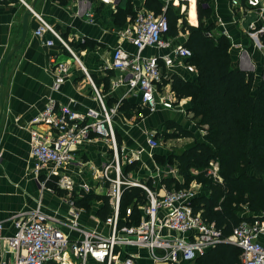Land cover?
Here are the masks:
<instances>
[{"label": "crops", "instance_id": "crops-1", "mask_svg": "<svg viewBox=\"0 0 264 264\" xmlns=\"http://www.w3.org/2000/svg\"><path fill=\"white\" fill-rule=\"evenodd\" d=\"M87 1L89 2L88 15L77 13L79 0H37L33 8L73 48L87 74L72 61L68 51L56 40L53 47H47L44 44V40L54 39V37L51 33H46L44 38L35 34L40 23L33 14L21 49L5 66L3 82L5 101L0 119V221H4L5 236H11L15 231L12 219L15 214L21 211L32 212L40 206L41 211L48 216L49 223L57 225L59 221L68 220L71 207L68 199L74 200V195L82 197L88 194L75 191L70 195L53 183L47 185L53 191L42 189L39 180L32 172L34 161L31 155V129L35 126L31 124V121L45 109L51 99L58 104L69 105L75 111L85 112L89 108L98 107L95 91L97 89L107 108L115 109L112 121L120 154L126 156L127 161L128 157L133 159L131 163L126 162L121 165L122 171L125 172L126 167L135 165L134 170H127L128 179L145 184L151 182L150 187L161 193L164 190H170L164 182L167 178H174L184 183L183 176L165 173L160 167L162 160L166 161L174 156L173 153L164 149L168 142L184 144L182 148L184 151L196 141H201L206 132V127L197 126L193 113L189 111L190 98H177V104H180L183 111L175 108L152 112L143 105L137 92L128 91L127 75L114 70L111 66L112 53L116 47L121 46L127 51L135 52L133 45L122 35V32L131 26L133 15L130 13L125 16V19L121 18L118 15L119 9L128 8L134 14L142 10L154 12L148 8L147 0H111L108 3L102 0ZM158 1L162 3V12L164 8L167 11V8L171 6L177 13L185 15L190 25H199L197 0ZM26 2L31 5L34 0H26ZM210 6L211 21L216 23L213 34L224 35L231 41L234 68H240L238 58L241 51L245 49L251 54L256 65V72L259 74V69H264V55L255 49L248 37L247 29L250 24L264 25V0H261V4L254 8L248 6L247 0H241L240 5H233V0H211ZM27 10L22 0H0V74L8 54L21 40L22 18ZM192 11L194 17H191ZM184 12H188V19ZM188 37L189 33L182 29L177 36H167L171 40V48L186 45ZM169 51V49H146L144 55L161 58ZM51 54L58 55L59 60L68 63L70 67L66 81L58 90L53 88L55 75L49 64ZM160 62L165 75L164 84L169 85L170 88L171 85L165 81H168L173 74L181 77L191 74L184 67L185 60L177 61L172 68L166 67L162 59ZM124 105L135 108H131L127 113L121 109ZM173 123L177 127H172ZM37 128L44 134L48 133L45 127ZM150 132L154 135L149 134ZM177 133L181 136H173ZM160 135L167 136L162 143L156 140ZM151 137L158 142L156 148H151L148 143ZM118 139L121 142H118ZM164 144L165 147H163ZM112 156L110 141L93 136L92 139L75 147L73 162L62 170L76 184L87 182L92 185L90 193L108 197L111 211L106 218L112 213L108 188L106 185L99 184L93 173L97 175ZM43 178L41 177L42 180ZM219 182L222 181L219 180ZM193 183L203 188L195 180ZM204 190L203 193L208 194V190L205 188ZM199 195L196 192V197ZM96 204L100 205L93 212L83 210L81 206L75 204L80 209L78 222L83 228L107 232L106 218L103 219L99 215L104 201L96 200ZM240 215L252 216L246 210V205L243 206ZM262 215L263 213L254 214L256 217ZM261 219L264 220V217ZM62 229L69 231L64 225ZM78 236L77 232L71 233L72 238ZM131 251L137 252L135 249ZM137 254L140 255L141 264H153L144 250H139ZM199 258L195 261L197 264H199ZM17 260L18 253L0 240V264H16ZM63 264H78V261L67 257Z\"/></svg>", "mask_w": 264, "mask_h": 264}, {"label": "built area", "instance_id": "built-area-1", "mask_svg": "<svg viewBox=\"0 0 264 264\" xmlns=\"http://www.w3.org/2000/svg\"><path fill=\"white\" fill-rule=\"evenodd\" d=\"M22 1L40 23L35 34L44 38L46 33H51L54 39L44 40V44L53 47L56 40L68 51L72 61L87 74L65 39L26 0ZM102 1L108 3L111 0ZM240 4L241 0H233V5ZM247 4L253 8L258 7L261 0H247ZM88 5L87 0H79L77 13L88 15ZM168 32L166 8L158 15L149 10L139 11L131 26L122 32L135 52L119 46L112 53V68L127 75L128 91L137 92L143 105L152 112L175 108L183 111L180 104H177L174 91L164 84L165 75L160 59L168 68L174 67L177 61L185 60L186 70L189 73L196 71L194 65L187 62L193 56L191 49L185 45L171 48V40L166 37ZM247 34L255 49L264 55V43L261 40L264 25L250 24ZM146 49L170 51L159 58L145 56ZM49 64L55 75L53 88L58 90L66 81L70 67L68 63L60 61L56 54L50 55ZM238 64L242 70L256 71L248 50L241 51ZM95 91L98 102L96 108L78 112L69 105H61L51 99L45 109L31 121L35 126L31 129V155L34 161L32 172L42 189L52 190L47 185L53 183L70 195L75 191L90 193L92 185L87 182L76 184L62 170L73 162L77 145L93 136L108 139L113 156L97 175L93 173L96 181L108 188L112 204V213L105 220L108 231L81 227L78 222L80 209L70 198L68 220L59 221L57 225L49 223L48 216L41 211L40 206L32 212L21 211L12 217L15 231L11 236H5L4 221H0V240L18 253L16 264H63L67 257L75 259L78 264H141L140 255L137 254L139 250H144L153 264H197L195 261L207 249L223 242L233 244L241 250V264H264V220L261 219L264 212L253 221L241 222L229 236H224L201 213L194 212L196 192L193 189H171L161 193L145 183L131 181L124 176L112 121L115 109H108L98 90ZM37 127H45L48 133L44 134ZM148 143L151 148L158 146L153 137L149 138ZM132 161L133 159L128 158L129 163ZM210 165L212 168H209L207 174L220 178L218 163L212 161ZM41 177H44L43 180ZM123 186L141 187L146 193L139 223L131 220L132 207L126 209L122 218L120 204ZM121 219L126 223L121 224ZM63 225L69 229L68 232L62 229ZM72 232L79 233V236L72 238ZM131 249L137 252L133 253Z\"/></svg>", "mask_w": 264, "mask_h": 264}, {"label": "trees", "instance_id": "trees-1", "mask_svg": "<svg viewBox=\"0 0 264 264\" xmlns=\"http://www.w3.org/2000/svg\"><path fill=\"white\" fill-rule=\"evenodd\" d=\"M210 1L197 0L198 26L190 25L185 15L171 6L166 11L169 21L166 37L177 36L180 29L189 33L185 46L191 49L193 56L187 62L193 64L196 71L187 77L173 74L165 82L171 85L178 99L190 98L189 111L195 123L199 128L206 127L201 141L167 160H178L180 174L187 183L195 180L208 190V194L194 198L193 210L201 213L224 236H229L241 222L253 221L254 214L264 212V69H259L258 74L234 68L231 41L224 35L213 34L216 23L211 21ZM147 6L157 15L162 12V3L158 0H147ZM119 11L121 18L125 19L130 13L136 17L128 8ZM191 17H194L193 11ZM261 40L264 43V35ZM131 108L135 107H121L127 113ZM172 127L177 125L173 123ZM212 161L218 163L220 178L206 173ZM193 168L199 171L197 176L189 174ZM164 182L170 190L174 186L187 188V183L174 178ZM147 185L152 186L151 182ZM74 200L81 207L92 200H103L99 212L103 219L111 211L107 196L88 193L82 197L74 195ZM145 202L146 193L141 187L123 186L122 218L126 209L132 207L131 220L139 223L140 207ZM245 205L252 216L240 215ZM124 223L121 219V224ZM240 257L241 250L237 246L223 242L204 253L199 264H241Z\"/></svg>", "mask_w": 264, "mask_h": 264}, {"label": "rangeland", "instance_id": "rangeland-1", "mask_svg": "<svg viewBox=\"0 0 264 264\" xmlns=\"http://www.w3.org/2000/svg\"><path fill=\"white\" fill-rule=\"evenodd\" d=\"M184 13H186L187 15V19H188V12H184ZM189 22V21H188ZM185 36L187 37V34L185 33ZM185 42H186V39H185ZM259 79V78H258ZM149 134H153L154 135V133L153 132H150ZM155 135H157V133L155 134ZM200 135H202V132L200 131ZM166 138H167V136L165 135H160V137H159V139L157 138L156 140L158 141V142H160V143H162L164 140H166ZM120 139V138H119ZM118 139V140H119ZM118 142H121V140H119ZM163 147H165V144L163 145ZM184 147V144H180V143H172V142H168V145L166 146V148H164L166 151H168V152H171V153H173V155L175 156V155H178V154H180L181 153V151H182V148ZM173 156V157H174ZM129 158V157H128ZM120 162H121V165H124V163H126V162H128L127 160H126V156H122L121 154H120ZM161 168H163L164 169V172L165 173H171V175H177L178 177H179V175H181L180 173V169H179V165H178V160L177 159H171L170 161H168V160H162L161 161V166H160ZM209 168H212L211 167V165H210V167ZM208 168V170H206V173H208L209 172V169ZM135 169V165H133L132 164V166L130 167V166H128V167H126V169H125V172L123 173L124 174V176L126 177V178H128V176L126 175V172H127V170L129 171V170H134ZM191 171H190V175L191 176H197L198 175V173H199V171H197L196 169H190ZM164 173V174H165ZM163 175V174H162ZM182 176V175H181ZM209 176V175H208ZM211 177H214L213 175H210ZM132 177V176H131ZM183 179V181H184V183H187L186 182V180H184V178H182ZM194 181V180H193ZM193 181H191L190 183H187L185 186L187 187V188H191V189H193L195 192H197V193H199V194H201V193H203V192H205V190H204V188H201L200 186H197V184L196 183H193ZM173 189H177V187L176 186H174V188ZM99 205L100 204H96V200H92L91 201V203L90 204H86L85 205V207H81V208H83V210H87V211H91V212H93V211H95V208L96 207H99Z\"/></svg>", "mask_w": 264, "mask_h": 264}, {"label": "water", "instance_id": "water-1", "mask_svg": "<svg viewBox=\"0 0 264 264\" xmlns=\"http://www.w3.org/2000/svg\"><path fill=\"white\" fill-rule=\"evenodd\" d=\"M37 0H34L33 4H31L32 9L34 8V5L36 3ZM32 17V12L28 9L27 12L23 15L22 18V23H23V27H22V37L21 40L19 42V44L14 47L10 53L8 54L6 61L4 63V66L2 67L1 70V74H0V119L2 117L3 114V110H4V101H5V87H4V72H5V66L8 64V62L11 60V58L14 56V54L21 49L25 38L27 36L28 33V28H29V22L31 20Z\"/></svg>", "mask_w": 264, "mask_h": 264}, {"label": "bare ground", "instance_id": "bare-ground-1", "mask_svg": "<svg viewBox=\"0 0 264 264\" xmlns=\"http://www.w3.org/2000/svg\"><path fill=\"white\" fill-rule=\"evenodd\" d=\"M192 74V73H191Z\"/></svg>", "mask_w": 264, "mask_h": 264}]
</instances>
